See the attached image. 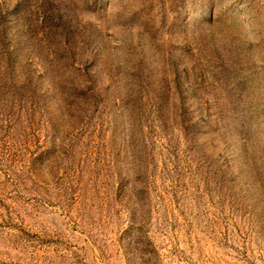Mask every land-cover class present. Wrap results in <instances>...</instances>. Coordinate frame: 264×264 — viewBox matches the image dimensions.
I'll list each match as a JSON object with an SVG mask.
<instances>
[{
  "label": "rangeland",
  "instance_id": "rangeland-1",
  "mask_svg": "<svg viewBox=\"0 0 264 264\" xmlns=\"http://www.w3.org/2000/svg\"><path fill=\"white\" fill-rule=\"evenodd\" d=\"M0 264H264V0H0Z\"/></svg>",
  "mask_w": 264,
  "mask_h": 264
}]
</instances>
